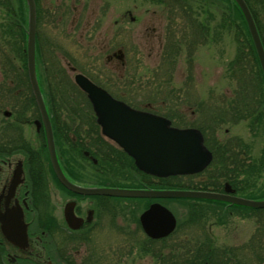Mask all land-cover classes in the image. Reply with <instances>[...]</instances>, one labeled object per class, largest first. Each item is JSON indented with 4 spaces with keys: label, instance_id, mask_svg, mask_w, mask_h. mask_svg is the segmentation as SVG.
<instances>
[{
    "label": "rangeland",
    "instance_id": "374dc122",
    "mask_svg": "<svg viewBox=\"0 0 264 264\" xmlns=\"http://www.w3.org/2000/svg\"><path fill=\"white\" fill-rule=\"evenodd\" d=\"M188 2L194 9L200 10V6L205 8L203 11L200 10L203 13L200 18L208 22L211 28V31L205 34L204 42L193 51L195 63L193 81L187 79L188 47L179 52L180 57L172 70L169 83L166 82L165 76L164 79L160 76L155 77L156 72L161 71L159 65L162 53L170 48L171 42H167L168 33L179 31L184 25L182 23L187 21L180 8L184 2L177 0H42V20L37 27L41 46L38 68L44 78L45 75L54 76L60 69L66 70L73 82L77 72L99 78L109 84L115 93L124 95L141 107L144 106L146 95L153 96L154 92L160 91L158 85L162 81L164 93L156 96L160 102L167 100L172 104H163L160 107L166 112H170L171 107L176 109L179 116L174 118L175 122L187 117L190 123H197L200 119V112L196 110L200 109L198 102L201 100L213 102L217 99L227 102L232 96L233 83L227 76V65L234 57L236 49L229 31L221 29L220 32L216 29L219 13L214 0H188ZM207 9L213 12V18L209 17ZM46 10L52 11L49 18L45 13ZM51 14L55 16L54 21H50ZM3 19L4 11L0 9V23ZM120 49L124 53L121 59L113 56V53ZM128 73L130 79L127 78ZM134 75L135 78L132 79ZM127 84L130 86L126 87ZM116 85L119 89L115 87ZM77 93L81 100L86 101L83 93L80 94L78 91ZM2 117H4L3 113L0 112V122ZM251 122L243 118L235 123L226 122L222 128L215 129V134L222 140L242 138L250 145V154L258 158L264 148V133L260 134L251 129ZM25 130L28 137H37L35 125H25ZM0 134L2 135V132ZM207 137L212 142L211 145L218 140L213 136V131L212 135L208 134ZM212 164L203 172L193 177H186L185 184L196 185V181L213 175ZM245 177L254 178L251 181L258 182L255 188L264 187L263 172L255 177L249 174ZM114 179L131 182L120 175ZM92 180H97V177ZM113 186H124V184L117 183ZM255 188L253 189L257 190ZM108 200L115 209L108 210L105 226L95 236L97 242L95 244L98 251L102 252L101 257L106 259V263L162 264L158 258L151 257V253H144L141 250V246H145L143 242L146 236L138 226L137 214L130 213L129 208H122L129 206L130 203L124 202L121 198ZM59 201L58 199L57 203ZM168 206L180 220L183 219L182 214L186 205L174 201ZM228 212L222 218L223 221H220L219 216H210L205 221L204 231L192 229L193 235H189L193 238L197 233L203 239L207 237L213 239L218 252L230 250L242 257L238 259L240 261L264 264V247L262 250L250 246L258 231L261 236L264 235V214L261 213V217L259 213L254 212L251 215L239 211L229 215ZM170 244H185L195 248L198 243ZM247 244L249 246L241 250ZM259 250L261 253L257 256ZM76 255L78 260L85 258L86 249H82Z\"/></svg>",
    "mask_w": 264,
    "mask_h": 264
},
{
    "label": "trees",
    "instance_id": "16d2710c",
    "mask_svg": "<svg viewBox=\"0 0 264 264\" xmlns=\"http://www.w3.org/2000/svg\"><path fill=\"white\" fill-rule=\"evenodd\" d=\"M177 1L184 2L180 8L184 16L187 17V21L182 23L184 25L181 26L182 28L179 31L168 33L167 42H171L169 45L170 48L168 51L165 49L162 53L161 63L159 65L161 71L159 73L157 71L155 76H160L162 79L167 77V83L171 81L172 70L180 57L179 52L185 47L189 49L186 57V61L188 60L187 79L188 81H193L195 65L193 51L201 42H204L205 34L211 31L208 22L200 18L203 15L201 11L205 8L200 6V11L198 8H192L188 0ZM246 1L255 18L264 44V0ZM41 3L42 0H36L38 25L42 20L43 8ZM214 4L219 13V20L216 26L217 31L221 32V29L229 31L235 42L236 52L227 65V76L233 83L232 96H230L229 101L224 102L218 101L221 99H217V101L214 100L213 102L204 100L198 102L200 109L198 108L196 110L200 112V119L197 123H190L187 117H185L187 121L182 117V119L175 122L174 118L179 116L177 111H175L176 109L171 107L170 112H166L160 107L163 104H172V102L170 103L167 100L160 102L158 96H156L164 93L162 89V84L164 82L162 81H160L158 85L160 91L154 92L153 96L146 95V99L143 101L144 106L148 110L168 116L176 125H190L201 129L204 133L206 144L215 154L212 164V167H214L213 175L196 181V185L187 186L183 183L184 176L156 179L139 171L132 159H129L128 155L122 150L106 147L103 150L105 157L103 161L100 160L101 163L105 165L106 172L104 180L100 183H117L114 178L120 175L123 176L124 179L130 180V185L138 187H179L184 185L186 187L217 190L221 182L230 181L233 182L239 190H242L244 189L243 186L245 183L251 179L245 177L246 174L255 177L256 175H260V172H263L264 149L262 155L255 158L250 154V145L245 143L242 138H223L222 140L215 134V129L217 127L222 128L226 122L235 123L240 118L244 119L245 117L259 120L264 125V119L262 118L264 117V74L247 22L238 4L235 0H214ZM0 9L4 11V19L0 23V111L10 107L11 111L17 114V119L19 118L20 120L25 118L22 116L23 113L38 112L27 69L28 8L26 0H0ZM51 12L49 10L45 11V13L48 14V18ZM207 12L210 18L214 17L212 11L207 9ZM51 19L50 21H54L55 19V16L52 14ZM37 36V62L39 63L38 58L40 59L39 54H41V46L38 32ZM45 77L46 78L43 77L40 70V82L44 89L50 111L72 114L63 120L64 123H61V118H58V122L56 121V124H54L55 129L83 127L84 125L96 127L95 117L89 100L71 80L66 70L60 69L54 76L45 75ZM127 78H131L129 73L127 74ZM134 78L135 75L132 79ZM93 80L106 87L114 93L115 96L125 99L133 106L141 107L124 95L115 93L112 87L104 83L103 80L99 78H93ZM130 83L132 84V81ZM125 86L128 87L130 85L127 84ZM115 87L119 89V86L116 85ZM77 91L85 95L86 101L81 100ZM174 114L176 116H174ZM30 119L29 117L27 120ZM211 130L213 131V136H217L216 138L218 139L214 145H211L212 142H210L207 137L208 134L212 135ZM262 130L264 133V127L261 131ZM56 137L57 146L64 155L65 160L69 164L75 162L70 151L73 143L68 140L69 136L58 132ZM23 143H25V141L20 140V136L17 135V138L13 141H0V151L7 148H14L16 147L15 145H23ZM74 152L80 153L79 150ZM44 153H47L45 147ZM48 159L47 157V160ZM207 171L209 172V169ZM43 175L46 179L45 173ZM37 178L41 180V177ZM43 184L45 185V183ZM41 189L43 190L42 192L45 194L47 193L45 187H41ZM176 200L186 205V220L179 224L175 234L164 240L169 243L198 244L195 248H191V246L187 245L170 244V253L165 259L167 261L165 264H241L239 262H225L219 260L214 254V251L211 250L213 245L208 244L214 243L211 238L207 237L208 239H203L199 235H194L192 238L189 235H193L192 229H198L199 231L204 230L205 221L212 215L219 216L220 221H223L222 218L228 212L229 208L222 203H216L211 200ZM149 202L150 200L147 199H137L136 202H133L129 206H123V208H129L133 214H137L143 207L148 206ZM236 208L242 209V207ZM136 220L139 221L138 218ZM181 233L189 235V237ZM180 236L183 237L179 238ZM261 244H264V235L261 236L258 231L252 241V247L255 246L256 248ZM204 245H206L205 248ZM249 264L253 263L249 262Z\"/></svg>",
    "mask_w": 264,
    "mask_h": 264
},
{
    "label": "flooded vegetation",
    "instance_id": "af4514ba",
    "mask_svg": "<svg viewBox=\"0 0 264 264\" xmlns=\"http://www.w3.org/2000/svg\"><path fill=\"white\" fill-rule=\"evenodd\" d=\"M116 55L117 53L113 54ZM0 112L4 116L0 122V133L2 132L0 141H13L17 135L20 136V140L25 141L23 145L9 148V153L0 151V264H72V260H75V264H107L106 259L101 257L102 252L98 251L95 236L105 226L108 210L115 209L108 200L111 198L73 193L61 186L48 152L44 153V147L47 149L45 129L42 126L38 127L36 122L41 120L40 112L23 113L22 116L25 118L20 120L13 111L4 109ZM69 115L72 114L65 112L50 114L56 145L58 132L67 134L68 140L73 143L70 151L75 162L72 164L65 160L57 146L61 168L70 180L73 179L83 186L103 185L100 183L104 180L106 172L105 165L100 161L105 157L103 150L109 145L115 147L118 145L102 134L96 120V127L84 125L55 129L54 124L58 122V118L64 123L63 120ZM29 117L31 119L27 120ZM244 120L249 123L252 121L251 129L263 133L261 129L264 125L259 120H253L251 117H245ZM25 125H35L37 137H28ZM78 150L80 153L74 152ZM20 161L22 172L18 174L16 171L19 169ZM43 165L46 171L42 168ZM14 176L17 180L16 185L12 187L11 181ZM37 177H41V180ZM94 177H97V180H91ZM43 183L53 186L52 190L46 194L42 192ZM257 184L258 182L247 181L243 186V192H240L233 182L226 181L223 186L217 187V191L229 190L230 193L239 195L241 193L253 199L263 198L264 187L255 188ZM69 202L74 206L76 216L82 218V224L76 229L70 227L66 220L65 211ZM233 214L234 212L230 211V215ZM20 218L23 219L28 234V243H24L23 246L11 243L4 232L5 222L17 224ZM144 243L145 246H141L144 253H151V257L158 258L162 264L167 262L165 259L170 253L169 243L153 239ZM248 246L249 244L245 245L242 250ZM82 249H86L87 255L78 260L76 253ZM215 254L219 260L225 262L234 260L233 253L228 250Z\"/></svg>",
    "mask_w": 264,
    "mask_h": 264
},
{
    "label": "water",
    "instance_id": "95a60500",
    "mask_svg": "<svg viewBox=\"0 0 264 264\" xmlns=\"http://www.w3.org/2000/svg\"><path fill=\"white\" fill-rule=\"evenodd\" d=\"M241 9L250 30L260 64L264 73V44L257 23L246 0H235ZM28 8L27 58L28 73L33 94L41 113L46 142L54 171L67 188L82 195H109L135 198H194L226 202L234 205L264 208L263 199H250L230 193L195 189H138L109 186H83L71 182L63 172L57 155L52 123L37 74V7L35 0H26ZM76 83L88 94L103 133L116 141L134 159L142 171L157 176L193 174L203 171L212 161L213 153L204 143L201 130L194 127H176L172 121L159 114L131 107L114 98L106 89L94 83L83 73L75 75ZM18 174L22 172L19 162ZM17 177L11 181L16 185ZM66 220L76 229L82 218L75 215L72 203L66 205ZM145 232L152 238H162L177 227L175 214L159 202L152 203L140 215ZM5 236L11 243H28L27 227L22 218L17 224L4 223Z\"/></svg>",
    "mask_w": 264,
    "mask_h": 264
},
{
    "label": "bare ground",
    "instance_id": "6f19581e",
    "mask_svg": "<svg viewBox=\"0 0 264 264\" xmlns=\"http://www.w3.org/2000/svg\"><path fill=\"white\" fill-rule=\"evenodd\" d=\"M6 153H9L10 152V149H5L4 150ZM42 168H44V171H46L45 169H46V167L43 165L42 166ZM263 173H264V170H263ZM48 175V174H47ZM60 184H61V186L65 189V190H67V191H69V192H73V193H76V192H74V191H72L71 189H69V188H67L65 185H63V183L59 180L58 181ZM71 182H73L74 184H77V185H83V184H79V183H77V182H75L73 179H71ZM44 187L47 189V191H51L52 190V188H53V186H50L49 184H45L44 185ZM262 196H264V193L262 194ZM108 197H110L109 195H107L106 196V198H108ZM229 214V213H228ZM230 215V214H229ZM213 240V239H212ZM214 241V240H213ZM208 244H210V245H213V243H208ZM72 264H75V260H72Z\"/></svg>",
    "mask_w": 264,
    "mask_h": 264
}]
</instances>
